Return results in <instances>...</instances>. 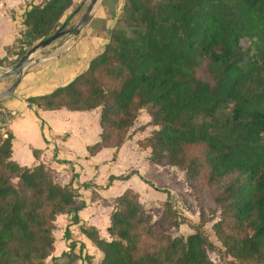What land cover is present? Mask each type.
I'll list each match as a JSON object with an SVG mask.
<instances>
[{"label":"trees","instance_id":"trees-1","mask_svg":"<svg viewBox=\"0 0 264 264\" xmlns=\"http://www.w3.org/2000/svg\"><path fill=\"white\" fill-rule=\"evenodd\" d=\"M74 4L45 0L27 9L24 29L0 66L59 30ZM27 102L51 111L100 108L102 133L88 147L90 156L120 149L150 107L151 120L139 129L154 130L139 146L150 149L151 162L179 169L195 185L200 221L190 224L194 233L186 237L153 221L139 193L128 189L118 196L110 239L81 227L103 253L100 264H217L209 250L231 257L228 264H264V0H125L104 52L67 85ZM12 153L9 133L0 138V264L89 263L92 257L83 255L84 244L78 247L69 227L68 251L53 256L56 217L72 214L78 223L83 208L72 183L60 185L42 163L21 166ZM164 205L171 227L187 221L170 200ZM219 210L212 230L221 248L204 231Z\"/></svg>","mask_w":264,"mask_h":264},{"label":"crops","instance_id":"crops-1","mask_svg":"<svg viewBox=\"0 0 264 264\" xmlns=\"http://www.w3.org/2000/svg\"><path fill=\"white\" fill-rule=\"evenodd\" d=\"M43 1L45 0L0 1V58L6 55V48L23 31L25 11ZM118 14L114 6L109 7L102 0L91 21L78 34L68 35L61 44L52 45L37 55L36 61L24 72L14 94L2 99L3 106L15 112L7 125L9 133L13 135L12 160L26 167L44 164L50 168L57 183L62 186L72 183V188L77 193L75 203L83 206L77 214L79 222L72 221V214H60L56 217L53 256L68 251L69 242L64 238V233L69 227L78 247L81 243L84 244L83 255L92 257L89 263L81 259L79 264H100L103 258V253L81 231V227H95L102 237L110 239L107 228L118 196L132 189L139 193L147 213L150 209L156 211L167 201L168 193L151 187L142 177L153 182L157 188L164 189L169 187H164L161 181L163 178L167 179L169 172L181 174L175 167L152 163L148 159L150 149L139 146V141L154 130L152 126L143 131L139 129L151 120L147 110L141 112L131 129V135L120 149L104 148L90 156L88 147L97 143L102 133L100 108L91 111H70L66 108L51 111L27 102L29 97L49 94L67 85L84 72L91 60L104 52ZM100 21L103 22L104 29H101L102 25H98ZM4 69V66H0V74ZM11 77L13 79L8 88L16 78ZM35 150L39 152L35 154ZM131 171L138 173L127 180L110 181L111 176L126 175ZM175 193L171 190L172 199ZM161 215L162 212L157 219L154 216L151 218L157 221ZM196 223L197 221H193V224Z\"/></svg>","mask_w":264,"mask_h":264},{"label":"rangeland","instance_id":"rangeland-1","mask_svg":"<svg viewBox=\"0 0 264 264\" xmlns=\"http://www.w3.org/2000/svg\"><path fill=\"white\" fill-rule=\"evenodd\" d=\"M90 1L91 0H75V4H74L73 8L68 12V14L73 13L76 9H78V7L81 6L82 3H84V5H82L80 7L78 12H75L73 14L74 19L72 21L68 22V24H67L68 28L72 27L73 25H75L78 22V20L80 19V17L84 13V11H85V9H86V7ZM104 1H105L106 5H109V7L114 6V8L117 9L119 14L122 11V8H123L124 2H125V0H104ZM98 25L99 26L102 25L101 29L105 28L103 26L104 25L103 22H101V21L99 22ZM65 37H67V36H65ZM65 37L61 38L55 44H61L63 41H65ZM55 44H53V45H55ZM9 66H10L9 63H7V65L4 66V68L9 67ZM4 71H5V69H4ZM11 79H13V77H10L9 79L4 80L0 83V92L6 91V89L8 88V85L11 83ZM146 110L150 114V107H148ZM178 171L181 173L180 175L177 174L178 175L177 176L174 172H173L174 174L169 172L167 179H165V178L162 179L161 182L163 183V185H165L164 187L170 188V189L164 188L162 190H167V191H169V193L171 192V190L176 192L174 194V199L171 198V195H168L167 200L171 201V203L174 207V211H176V213L178 215V218L179 219L184 218L187 221L184 224H182L177 230L174 227H171L169 225L170 221L165 218L166 213L164 214V209H165L164 204L166 203V201L163 204H161V207H159V209H157L156 211H154V209H150V212H148V214L150 215V217L154 216V218L157 219L160 216V213L162 212V215H161L162 219L160 217L157 220L161 224V227L164 230H167V232L169 234H171L172 236L180 235V236L186 237V236L194 233V229L190 226V224L193 223V221H197V223L200 221V213L198 214L197 204L195 202L194 197L192 196L193 195L192 192H190L191 189H194L195 185L188 184L185 180L184 173L182 171H180L179 169H178ZM144 194L145 193H143V195ZM145 197H146V194H145ZM145 201H146V198H145ZM151 211H153V213ZM197 214H198V216H197ZM220 214H221V211L219 210L217 217L212 222L208 223L204 229L205 234L208 236L209 240L219 248H221L222 246H221V243L218 241V239L216 238V236L212 230V225L215 221L219 220ZM164 219H166V220H164ZM163 221H165L166 223L164 224ZM208 254H209L210 259L213 260L217 264H228L229 262L232 261L231 257H228L226 255L220 256L218 251L209 250ZM50 263H51V260L48 259L47 264H50Z\"/></svg>","mask_w":264,"mask_h":264},{"label":"water","instance_id":"water-1","mask_svg":"<svg viewBox=\"0 0 264 264\" xmlns=\"http://www.w3.org/2000/svg\"><path fill=\"white\" fill-rule=\"evenodd\" d=\"M101 1L102 0H91L87 5L84 13L75 25L69 28L67 27L68 22H70L73 18V15H71L67 22L53 35L37 42L35 45L29 48L26 53L21 56L15 63L10 65L9 67H6L5 71L0 74V83L11 76H16V78L6 91L0 92V99H6L14 94L24 72L33 62L36 61L37 55H39L41 52H43L53 44L57 43L61 38L68 35L78 34L91 21L93 13ZM82 5H84V3H82L81 6ZM80 7H78L75 12H78Z\"/></svg>","mask_w":264,"mask_h":264},{"label":"built area","instance_id":"built-area-1","mask_svg":"<svg viewBox=\"0 0 264 264\" xmlns=\"http://www.w3.org/2000/svg\"><path fill=\"white\" fill-rule=\"evenodd\" d=\"M3 112V118H0V138L7 139L9 137V131L7 129V125L11 121V119L15 116V112L9 109H1Z\"/></svg>","mask_w":264,"mask_h":264}]
</instances>
